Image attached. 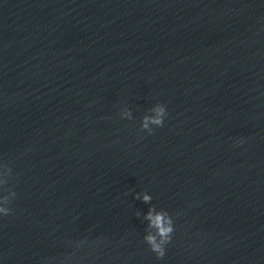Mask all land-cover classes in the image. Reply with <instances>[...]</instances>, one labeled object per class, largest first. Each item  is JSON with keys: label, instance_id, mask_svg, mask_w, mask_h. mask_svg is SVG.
<instances>
[{"label": "water", "instance_id": "1", "mask_svg": "<svg viewBox=\"0 0 264 264\" xmlns=\"http://www.w3.org/2000/svg\"><path fill=\"white\" fill-rule=\"evenodd\" d=\"M0 161V264H264V0H0Z\"/></svg>", "mask_w": 264, "mask_h": 264}, {"label": "clouds", "instance_id": "2", "mask_svg": "<svg viewBox=\"0 0 264 264\" xmlns=\"http://www.w3.org/2000/svg\"><path fill=\"white\" fill-rule=\"evenodd\" d=\"M119 114L122 119H133L132 112L127 107H123ZM167 115V106L162 102H157L142 116L140 130L148 135L154 134L155 128L164 126ZM243 143V140H239L234 146H240ZM13 178L11 164L7 161H0V190L6 193L0 195V218H6L14 214L11 205L17 193L11 187H7L9 181ZM134 198L150 205L143 215V219L147 221L146 234L143 239L156 258L163 259L166 255V247L172 243L173 233L175 232L174 218L165 209L157 210L156 206L151 203L153 197L147 191L136 193ZM137 216H140L139 212H137ZM85 243L86 239L79 240L75 243L74 248L79 250ZM92 243H99V241H93ZM85 258L76 256L75 253H69L60 261V264H71L74 260L78 262Z\"/></svg>", "mask_w": 264, "mask_h": 264}]
</instances>
